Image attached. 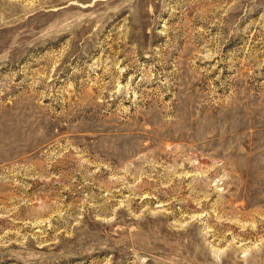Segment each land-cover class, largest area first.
<instances>
[{
    "label": "rangeland",
    "instance_id": "374dc122",
    "mask_svg": "<svg viewBox=\"0 0 264 264\" xmlns=\"http://www.w3.org/2000/svg\"><path fill=\"white\" fill-rule=\"evenodd\" d=\"M0 264H264V0H0Z\"/></svg>",
    "mask_w": 264,
    "mask_h": 264
}]
</instances>
